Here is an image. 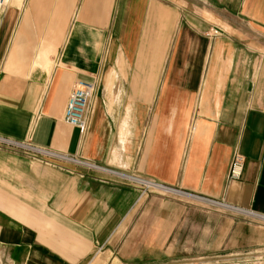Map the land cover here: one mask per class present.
<instances>
[{"label": "crops", "instance_id": "crops-1", "mask_svg": "<svg viewBox=\"0 0 264 264\" xmlns=\"http://www.w3.org/2000/svg\"><path fill=\"white\" fill-rule=\"evenodd\" d=\"M101 80L82 136L64 121L70 95ZM0 136L187 193L154 201L103 173L0 150V264L219 251L197 204L264 216V0H6ZM235 151L240 180L228 176Z\"/></svg>", "mask_w": 264, "mask_h": 264}, {"label": "built area", "instance_id": "built-area-1", "mask_svg": "<svg viewBox=\"0 0 264 264\" xmlns=\"http://www.w3.org/2000/svg\"><path fill=\"white\" fill-rule=\"evenodd\" d=\"M6 0H0V11L5 5ZM98 89L97 83H85L79 81L75 84L74 89L70 95L67 105L64 121L68 125L79 130L82 136L87 135L90 131L92 118L94 114L95 94ZM0 150L20 151L32 160L41 162L43 164H52L54 161H60L67 164H74L90 171L103 173L117 181L129 183L137 188L141 195L146 193H156L161 195H186L187 193L172 187H168L158 183L152 179L141 176L135 172L123 171L102 167L90 161L84 160L81 157L70 156L66 154L57 153L49 149L36 146L30 142H18L0 136ZM245 169V158L239 151H235L229 167V179L240 180ZM207 202L220 203L223 206L228 205L214 200L206 199ZM232 210L240 211L229 207ZM247 212V211H243ZM257 217H264L253 212H247ZM264 264V247L257 249V251L247 254H224L215 257L204 258H189L180 260L175 264Z\"/></svg>", "mask_w": 264, "mask_h": 264}, {"label": "rangeland", "instance_id": "rangeland-1", "mask_svg": "<svg viewBox=\"0 0 264 264\" xmlns=\"http://www.w3.org/2000/svg\"><path fill=\"white\" fill-rule=\"evenodd\" d=\"M103 79V78H102ZM86 83V82H85ZM94 83V82H92ZM100 84V87H99ZM102 80L98 82L97 97L101 90ZM149 199L154 201H179L178 195H161L156 193H146ZM196 205L197 211L211 214L212 239L222 243L219 251L203 255L184 256L173 259L175 264L180 260L191 258L215 257L224 254H247L264 247V220L257 219L245 213H238L231 209H225L220 203L201 202ZM241 212V211H239ZM262 245V246H260ZM96 264V263H95ZM211 264H215L214 262Z\"/></svg>", "mask_w": 264, "mask_h": 264}, {"label": "bare ground", "instance_id": "bare-ground-1", "mask_svg": "<svg viewBox=\"0 0 264 264\" xmlns=\"http://www.w3.org/2000/svg\"><path fill=\"white\" fill-rule=\"evenodd\" d=\"M224 208L226 209H230L229 207H226V206H224ZM232 210V209H231ZM232 211H235V210H232ZM235 212H238V213H245L246 215L248 214V215H251L252 217H254V218H257V219H261V220H264V217H257V216H254V215H252V214H250V213H247V212H243V211H241V212H239V211H235Z\"/></svg>", "mask_w": 264, "mask_h": 264}]
</instances>
